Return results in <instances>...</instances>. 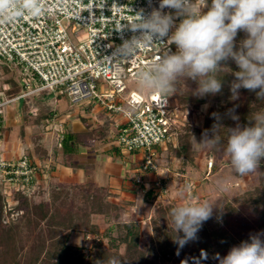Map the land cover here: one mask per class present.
<instances>
[{"label": "rangeland", "instance_id": "rangeland-1", "mask_svg": "<svg viewBox=\"0 0 264 264\" xmlns=\"http://www.w3.org/2000/svg\"><path fill=\"white\" fill-rule=\"evenodd\" d=\"M77 36H79V39L85 37V32L82 28H78L72 33L73 40H75ZM244 38L245 33L242 31L239 32L236 37L237 47H239L240 41ZM226 67L231 71L227 70V72L224 73V80L230 85L231 81L234 79L232 73L238 69L232 61H228ZM99 82L104 81L99 80ZM125 83L126 89L122 93L123 96L127 95L129 91H137L135 78L125 80ZM37 84L38 82L35 77L31 73L22 71L19 65L12 64L11 67H0V92L3 91L2 95L4 97H9L6 95V90L9 89L10 86L12 87L14 85V88L20 89L22 87L20 85H24L25 90L30 91ZM196 87V82L188 78H181L177 81L176 92L171 94L177 95L176 97L180 95L181 99L188 98V101L181 100L178 102L179 107L177 110L179 121L174 126L170 141L162 142L161 145H163V148L158 150V153H164V156H158L162 158V164H165L166 160H171L173 167L176 169H179L182 165H189L192 168L189 169L185 177L182 176L180 179L183 187L171 192L170 189L168 190L166 184V191L163 193L165 197L163 196V198L157 199L154 196L150 201V205L141 207L133 213H128L130 209L115 204L108 199V195H104L101 201L111 204L109 212L107 214L92 213L89 216L91 222L100 226V231H103L106 226H111V233L113 235L118 234V230L114 224L128 221L138 222L140 247L150 259H139L137 260V262H139L138 264H184L185 262L186 255H182V253H175L170 258L163 259L161 257L154 258L157 252H150L149 250V246L153 244L151 218L159 215V207L165 205L176 207L181 203L217 200V206L214 207L211 217L216 220L219 209L222 208V206L226 203L239 205L243 195L248 192L255 193L260 185V169H258V172L247 176H239L233 172L229 157L221 150L226 146L227 136L222 138L225 140H222L223 143L215 149L208 147L198 148L194 146L193 136L196 138L197 142H200L206 133L209 139L212 138L210 131L211 124H213L212 120L218 116L217 109L221 103L216 95L205 96L203 102H198L197 96L192 94ZM230 92L229 87L226 93L227 99L232 104L229 106V109H233L235 112L238 99H232V95L229 94ZM4 110L6 116L0 132V153L6 158L11 156L12 158H17L21 154H26L34 163L37 160L36 165L40 166L36 170V178L34 186L29 190L30 194L13 193L9 197L2 199L3 204H1L0 207V224L16 223L24 236V234H27L26 231L24 232V228H22L24 227V204L21 207L18 206L23 201L21 197H31L32 201L38 202L40 200L50 201L53 195L55 198L59 196L55 193L52 194L51 190L53 189L52 185L54 183L48 178L49 171L52 170L51 167L52 165L54 166V164H52L51 161L49 162L50 166L44 165V162L38 164V160H43L48 157L47 154L49 151L53 159L56 158V148L59 147L57 142L60 136L65 133L67 129H70L73 120L80 121L84 126V130L90 133V135L86 136L87 139H95L106 137L105 133L99 129H101V125L107 123L109 118L105 115V111H101L99 107L95 106L94 103H91L88 99L79 102H70L64 93H60L59 90L52 91L49 89H42L25 96L24 105L21 109H18L17 100L7 104ZM94 110L99 111L94 113ZM86 113L88 115L91 113V116H84ZM95 116L96 119H93ZM111 120H113V117H111ZM137 151H140V149L135 150V152ZM210 161H212V166L209 169L208 163ZM48 167L50 168L48 169ZM44 169H46L47 173H44ZM41 170L44 171L42 172ZM46 174H48V177ZM39 177L41 179H39ZM42 179L46 181L44 187L42 186L43 183H39L40 180L43 182ZM218 180L223 181V188L217 186L216 182ZM56 183L60 185L61 182ZM40 185L42 187H40ZM62 187L63 188L60 189H63L65 194V205L63 208L69 210L83 208L86 210V202L79 192H77V194L71 193V191L68 190L70 186ZM150 187H152V185H150ZM182 193L184 196L183 199H181ZM239 209H241V214L238 217L239 226H227L222 222L221 218L219 219V224L223 225L228 235L230 234L229 236L226 235L227 242L233 239L231 248L233 244L234 246H237V244L239 245L243 237L252 233L257 227L255 222L257 218L256 214L247 208L244 210L242 208ZM168 218L167 216L164 220L160 217L159 221L162 223H170ZM210 219L205 221V223L210 221ZM215 224L216 223L213 225ZM31 234L32 232L29 235ZM85 235L84 232L74 231L68 238V242L74 246L79 244H86L88 246L92 236L90 238L89 236L85 237ZM100 241L101 247L109 250L111 253H118L120 255L125 253L124 243H120L117 247H111L108 243V237L105 236H101ZM229 250L221 254H214L211 264H219V259L217 257H224ZM25 252H27V250H25ZM25 252L23 251L21 254L26 260L27 255Z\"/></svg>", "mask_w": 264, "mask_h": 264}, {"label": "built area", "instance_id": "built-area-1", "mask_svg": "<svg viewBox=\"0 0 264 264\" xmlns=\"http://www.w3.org/2000/svg\"><path fill=\"white\" fill-rule=\"evenodd\" d=\"M196 3L200 5L202 0ZM43 5L39 17L0 25V67L19 65L38 82L19 95L4 97L0 92V130L7 104L42 89L59 90L70 102L88 99L113 117L116 145L126 151L140 149V170L156 172V148L170 139L179 121L178 108L170 106L168 95L145 97L134 90L125 96L122 93L125 80L135 78L140 68L163 55L167 47L175 52V46L142 48L135 62H117L114 53L125 39L138 34L123 26L131 24L141 9L148 13L158 7L159 0H43ZM78 28L84 30L85 37L73 40L72 33ZM61 139L62 135L59 147ZM208 166L210 169L212 161ZM38 167L26 154L8 159L0 153V195L30 194ZM165 185L163 179L153 181L150 188L157 199L163 198Z\"/></svg>", "mask_w": 264, "mask_h": 264}, {"label": "clouds", "instance_id": "clouds-1", "mask_svg": "<svg viewBox=\"0 0 264 264\" xmlns=\"http://www.w3.org/2000/svg\"><path fill=\"white\" fill-rule=\"evenodd\" d=\"M205 8L207 11H203ZM44 10L43 0H0V25L39 17ZM135 15L136 19L123 27L138 34L116 48L117 62H135L142 48L156 44L174 45L176 49L172 52L167 47L163 55L136 72L140 94H174L177 81L188 78L197 84L193 95H216L223 87L219 73L231 71L226 65L232 61L238 69L232 73V99H238L240 89H246L264 100V0H211L210 4L202 0L200 5L196 0H159L158 7L148 13L141 9ZM241 31L245 38L237 47L236 37ZM228 114L237 123L227 128L226 146L221 150L229 157L235 174L256 173L264 160V110L251 114L249 125L243 126L233 109ZM221 128L219 123L213 125L211 139L207 133L200 142L193 136L194 146L218 148L223 143L219 137ZM216 184L224 186L220 180ZM216 201L181 203L171 210V228L179 243L193 237L200 225L212 217ZM181 232L183 237L179 236ZM217 258L219 264H264V239L261 234L251 235ZM106 264H122V260L112 256Z\"/></svg>", "mask_w": 264, "mask_h": 264}, {"label": "trees", "instance_id": "trees-1", "mask_svg": "<svg viewBox=\"0 0 264 264\" xmlns=\"http://www.w3.org/2000/svg\"><path fill=\"white\" fill-rule=\"evenodd\" d=\"M208 3L210 4V0H208ZM203 11H207V8ZM2 66L7 68L6 65ZM226 72L227 70L219 73L223 83L222 91L216 94L221 101L217 109L219 120L215 117L210 128L211 131L216 123L221 125L222 128L219 131L221 140H225L222 138L227 136V128L235 127L237 123L231 119L229 114L227 115L229 106L232 104L226 95L230 87L228 82L224 80V73ZM20 86H22L20 89L14 88V85L10 86L6 90V95L10 97L27 91L24 85ZM229 94L232 95L231 92ZM167 95L169 104L173 108H178V102L181 100L188 101V98L181 99L180 95L178 97L171 93ZM204 99V97H197L198 102H203ZM236 106L237 109L234 114L239 116V123L242 126L249 125L251 114L264 110V100H258L255 92L240 89ZM111 123L113 124V121L108 119L107 123L101 125V129H99L106 136L110 132ZM88 135L90 133L86 130L63 133L61 151L65 165L77 167L76 163L72 162L76 148L85 142ZM112 138L114 139V136ZM259 169L260 185L255 193L248 192L243 195L239 205L226 203L219 209L216 220L211 218L207 223L203 222L195 235L183 243L177 241V234L171 228L170 213L174 207L172 205L159 207V215L151 218L153 244L149 246V250L150 252H157L154 258L168 259L175 253H182V255H186L184 264H211L214 254L224 253V251L231 248L233 243V239L227 242L226 235L228 233L223 225L219 224V219L221 218L227 226H239L238 217L241 214L239 208L243 210L247 208L257 216L255 219L256 229L245 235L242 241L248 240L251 235L255 234H261V238L264 239V160L261 161ZM39 179L41 178L39 177ZM45 182V180L43 182L39 181V183H43V187ZM53 183L51 192L59 196L55 198L53 195L50 201L40 200L35 202L31 200V197H21L23 201L18 206L21 207L24 204V227L22 228L27 234L23 236L16 223L0 224V264H106L108 258L112 256L119 257L122 264H138L137 260L139 259H149V256L140 247L138 222L128 221L114 224L118 234L113 235L111 226H106L103 231H100V226L89 220L92 213L107 214L109 212L111 204L101 201L104 195H108L105 187L98 186L88 180L80 183H60V185L56 182ZM42 186L40 185V187ZM62 186H70L71 190H68L71 193L77 194L79 192L86 202V210L83 208L73 210L63 208L65 194L63 189H60L63 188ZM2 199L3 197L0 195V207L3 204ZM167 216L170 223L159 221L160 217L165 220ZM214 223L216 224L213 225ZM74 231L84 232L85 237L89 236L91 238L92 236L91 239L89 238V245L79 244L74 246L70 244L68 238ZM31 232L34 235H29ZM101 236L108 237V243L111 247H117L120 243H124L125 253L120 255L103 249L100 241ZM179 236L183 237V233H179ZM23 251L27 255L26 260L21 254Z\"/></svg>", "mask_w": 264, "mask_h": 264}, {"label": "crops", "instance_id": "crops-1", "mask_svg": "<svg viewBox=\"0 0 264 264\" xmlns=\"http://www.w3.org/2000/svg\"><path fill=\"white\" fill-rule=\"evenodd\" d=\"M23 102L24 97L21 105L19 106L18 104V109H21ZM98 111L94 110L93 112ZM105 115L111 119L106 112ZM5 116L4 112V118ZM84 116H91V113L89 115L86 113ZM93 119H96V116ZM112 128L113 124L110 125V132L106 137L86 139L82 145L77 146L72 160L77 167L67 166L63 163L61 146L56 148V158L53 159L49 151L48 157L38 160V164L44 162V165L50 166V161L54 164L51 167L52 170L49 171V175L46 174L52 182L80 183L88 180L98 186L105 187L108 191V199L115 204L130 209L128 213L136 212L141 207L150 205V201L154 196L153 190L149 187L156 179L165 180V184H167L166 186L171 192L183 187L180 179L188 174L189 169H192L189 165H182L179 169H176L173 167L172 161L168 160V163L166 159V163L162 164L161 157L164 156V153H158V150L163 148V145H159L156 148L158 170L156 172L143 173L140 170L142 152H135V150L126 151L117 146L112 138ZM83 130L84 126L82 123L78 120H73L70 129L66 131L81 132ZM158 156L161 157L159 158ZM7 158L11 159L12 156ZM44 170V173H47L46 169ZM138 177L141 178L139 182L136 180Z\"/></svg>", "mask_w": 264, "mask_h": 264}, {"label": "water", "instance_id": "water-1", "mask_svg": "<svg viewBox=\"0 0 264 264\" xmlns=\"http://www.w3.org/2000/svg\"><path fill=\"white\" fill-rule=\"evenodd\" d=\"M22 100H23V97H20V98L18 99V104H19V106L21 105Z\"/></svg>", "mask_w": 264, "mask_h": 264}]
</instances>
